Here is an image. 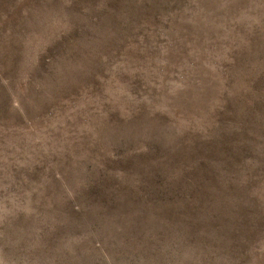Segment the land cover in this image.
Instances as JSON below:
<instances>
[{
    "label": "rangeland",
    "instance_id": "1",
    "mask_svg": "<svg viewBox=\"0 0 264 264\" xmlns=\"http://www.w3.org/2000/svg\"><path fill=\"white\" fill-rule=\"evenodd\" d=\"M0 264H264V0H0Z\"/></svg>",
    "mask_w": 264,
    "mask_h": 264
}]
</instances>
